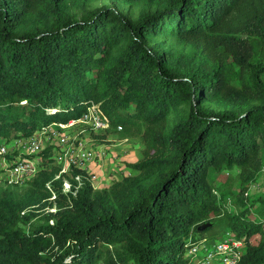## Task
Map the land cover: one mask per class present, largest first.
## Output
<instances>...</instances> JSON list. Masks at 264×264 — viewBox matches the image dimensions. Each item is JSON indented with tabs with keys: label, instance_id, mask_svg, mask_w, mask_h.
I'll use <instances>...</instances> for the list:
<instances>
[{
	"label": "trees",
	"instance_id": "trees-1",
	"mask_svg": "<svg viewBox=\"0 0 264 264\" xmlns=\"http://www.w3.org/2000/svg\"><path fill=\"white\" fill-rule=\"evenodd\" d=\"M98 1L0 0V135L95 101L111 119L95 139L121 125L142 157L95 188L48 146L26 186L0 184V264H193L189 247L227 230L244 242L237 264H264V194L250 193L264 167V0Z\"/></svg>",
	"mask_w": 264,
	"mask_h": 264
},
{
	"label": "built area",
	"instance_id": "built-area-1",
	"mask_svg": "<svg viewBox=\"0 0 264 264\" xmlns=\"http://www.w3.org/2000/svg\"><path fill=\"white\" fill-rule=\"evenodd\" d=\"M82 124L95 132H100L111 127V119L99 104L93 101L78 118L68 122L55 121L30 135L0 140V180L7 185H27L42 167L41 152L48 146L53 148L58 143L56 138H65V133L62 131L64 128ZM118 128L121 129L122 126L118 125ZM74 153L76 156H71L69 160L62 163L61 172L68 171L72 164L83 167L82 161L95 156L84 142L76 146ZM54 154L59 157L56 152ZM76 177L80 178V175ZM64 183L67 185L65 189L68 190L69 180L66 179ZM243 247V240L236 236L233 230H227L221 238L214 241L205 238L192 244L188 249V255L193 264H237Z\"/></svg>",
	"mask_w": 264,
	"mask_h": 264
},
{
	"label": "rangeland",
	"instance_id": "rangeland-1",
	"mask_svg": "<svg viewBox=\"0 0 264 264\" xmlns=\"http://www.w3.org/2000/svg\"><path fill=\"white\" fill-rule=\"evenodd\" d=\"M111 2L112 0H100L96 3L102 4ZM62 131L65 133V138H56L58 143L51 148L52 156H54L58 164H61L62 168V163L65 162V160H69L71 156H76L74 155L76 146L84 142L85 145L95 153V156H92L89 160L82 161L81 165L88 171L95 188L107 187L115 179L120 178L122 174L130 173L132 171L130 164L142 157L144 144L141 135L136 132H126L123 131V129L111 128L106 139L107 141H100L95 139L91 129L84 124L64 128ZM13 136V133L0 135V140L12 138ZM54 152H56L59 157L55 155ZM261 153L264 156V148L261 150ZM42 157L43 154L41 155V159ZM226 174L233 180V188L238 189L240 182L239 169L236 166L227 169ZM0 184H4L2 180H0ZM65 186L67 187L66 184ZM250 193L253 195L264 194V167L257 178L252 182ZM230 208L234 209V206ZM42 214L43 212H40L39 215L34 217L28 223V226L43 222L44 219ZM219 229L222 230L223 228L220 227ZM223 233L224 232H222L220 236ZM116 246L118 245L116 244ZM97 264L105 263L100 261Z\"/></svg>",
	"mask_w": 264,
	"mask_h": 264
}]
</instances>
